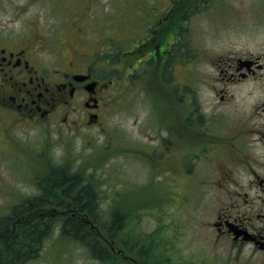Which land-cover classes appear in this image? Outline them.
Masks as SVG:
<instances>
[{
	"label": "flooded vegetation",
	"instance_id": "flooded-vegetation-1",
	"mask_svg": "<svg viewBox=\"0 0 264 264\" xmlns=\"http://www.w3.org/2000/svg\"><path fill=\"white\" fill-rule=\"evenodd\" d=\"M229 2L231 0H206L217 13V28L227 24L223 16L229 14L224 12ZM157 3L158 6H150L151 10L149 7L150 11L142 19L129 24L127 31L143 36L125 48L122 58L119 56L122 64L111 68H105L106 60L96 65L98 57L93 53L84 54L79 46H71L70 50L59 44L54 48L40 35L0 34V114H19L34 119L58 116L64 111L62 121L70 117L74 123L86 127L99 125L100 116L108 102L116 97L114 91L122 79L132 75L141 63L146 70V66L158 62L161 72L167 64L182 62V50L179 53L178 47L182 45V32L187 26H183V18L180 21L176 17L178 2L158 0ZM197 15L192 18L197 19ZM228 39L215 35L213 40H219L218 43H213L214 47L205 51L204 56L199 54L193 59L197 62V66L192 65L193 71L197 73H192L194 78L197 75V80L191 88L192 102L185 117L197 143L189 153L191 167L185 172L195 175L197 188H201V193H196L200 201L210 186L220 191L213 208L214 218L207 224L209 235L182 241L176 230L172 236L156 238L158 246L154 247L153 238L148 237L142 251L143 264L152 263V251L153 262L158 259V264H264V36L258 37L252 48L237 46L221 52L216 49L225 48L222 44ZM65 49L70 51L66 52L68 58L62 60L60 51ZM44 51L49 52L44 54ZM198 60L202 64L205 62L210 70L198 69ZM244 85L248 88L246 92L236 94L233 90ZM240 93L247 106L245 110L236 104L240 103L237 99ZM177 128L165 130L157 141L165 151L159 157L164 162H168L167 157L165 159L167 150L174 153L178 163L175 175L180 185L183 168L180 169L179 164L184 153L182 132ZM149 136L152 138L151 134ZM144 140L149 143L151 139ZM199 140L201 145H198ZM148 148L146 144L145 149ZM54 167L50 165L51 169ZM60 168L69 174L68 167L62 165ZM42 178H35V190L26 198L35 200L40 195V186L45 188ZM56 197L57 202L43 200L26 207L33 213L31 218L64 216L74 209L80 210L60 191ZM37 210L43 214L39 211L38 214ZM54 221L57 225L61 223L57 218Z\"/></svg>",
	"mask_w": 264,
	"mask_h": 264
},
{
	"label": "rangeland",
	"instance_id": "rangeland-1",
	"mask_svg": "<svg viewBox=\"0 0 264 264\" xmlns=\"http://www.w3.org/2000/svg\"><path fill=\"white\" fill-rule=\"evenodd\" d=\"M88 1L94 3L88 4ZM149 1L0 0V34L8 36L25 35L26 37L41 34L54 48H58L59 44L68 47V49L72 48L71 46H79L84 54H88L91 48L97 47L101 41V36L108 35L115 39L118 38L116 41L113 40L115 48L125 49L138 38V35L127 31L129 24L133 21H126L124 18H139L151 6V4H147ZM95 3L98 4L94 5ZM177 6L179 12L176 17H179L178 20L180 21L183 18L182 24L187 26L182 32L180 40L182 45L178 47L179 53L182 50L181 64H177V61L174 62V65L172 63L167 64L168 61L166 63L167 68H163L160 76H158L156 69L160 66L158 62H156L157 64L152 63L153 66H146V70L141 63V66L135 68L132 75L122 79L119 87L114 91L117 94L116 97L109 101L111 104L109 110L116 106L117 98L125 97L122 90L129 92L126 93L129 95L134 93L135 99L132 104L124 103L120 109L106 114L101 122L102 128L101 126L87 128L80 123H74L70 117H67L66 121H62L64 111L60 112L58 116L50 115L49 118L38 117L34 120H28L17 114L15 120L4 116V120L0 121L6 126L5 130L0 128L2 131V133L0 132V153L7 152L6 156H8L0 159V177L13 175L16 179L21 180L31 177L37 171V168L29 167L30 161H25L21 155L8 154L9 147L17 146L9 143L7 148V141L12 142L7 137L8 132L15 134L17 141L21 144L35 145L36 142L42 141L40 147L43 161H46L48 157L50 162L55 163H60L65 159L71 160L69 168L72 171L83 168L82 174L92 177L93 184L100 194V196L97 195V208L101 211L99 213H103V216L106 217L110 213L109 211L125 214L123 216L125 226L121 231V237L117 235L118 241L112 242L113 245L121 246L124 249L121 254H114L119 264H134V262L125 261L127 255L135 259L138 264H140L139 261L143 263L144 252L137 253L136 249L144 247V242L148 241L144 234L150 236L155 231L154 235L150 237L158 238L157 227L162 224L169 235L172 234L174 227L175 231L177 230V236L183 238L182 241L188 237H207L209 235L207 224L214 218L215 209L213 208L220 191L216 187L210 186L209 189L205 190L204 199L202 194L201 201L197 203L190 199L179 207L168 206L169 202L177 200V196L171 192L172 188L167 185L160 186L152 179L144 181L146 171H151L147 170L146 165L148 163L158 164L155 162L158 158L154 157L155 160H147L146 153L138 151L136 147H130L132 151L130 154L134 157H127L122 154L116 156L114 150L117 148L112 142L121 143L122 146L119 148L133 141L136 146L142 147L143 140L137 136V133L147 140H154L162 131L169 129L174 131L177 126L187 125L189 122L182 121V117L184 111L186 113L190 111L189 105L192 102L190 92L192 85H195V80H197V75L195 79L192 73L194 67L197 66V62L194 63L193 59L199 57V54L204 56L205 51L211 50L218 43L219 40H213L215 35H219V39L229 37L222 44L225 48L216 47L220 52L227 48H237V46L244 49L246 47L252 48L258 37L264 36V0H231L226 4L228 8L224 11L229 14L223 16L227 24L218 28L217 13L212 11L206 0H184L178 2ZM150 10L146 11L145 15ZM108 12H110L112 19L105 22L104 15ZM196 13L198 14L197 19L192 18ZM114 20L118 21V24H114ZM88 34L91 41L82 46L78 38ZM164 36L161 37L162 41H165ZM110 42L111 40L108 39L105 40V43L101 42L105 47L101 52L109 53L108 64L116 65L122 60H118L119 55H114V51L112 54L109 51L110 48L107 43ZM213 43L215 44L212 45ZM68 49L60 51L62 60L63 57L64 59L68 58L66 52L71 50ZM48 52L44 51V54ZM104 54L100 59L106 60ZM198 63V69L210 70V67L204 65L205 62L202 64L201 60H198ZM195 73L197 72L195 71ZM174 76L177 78L175 79ZM233 90L237 94L246 92L248 88L244 85ZM203 96H206V91H203ZM237 99L240 100V103L237 102L236 104L241 106V110H245L247 106L243 93H240ZM177 101L181 102L182 105L176 104ZM114 129L116 130L112 133L114 138L112 141L110 132ZM149 134L153 138H150ZM49 138L56 139L57 142L48 145ZM192 141L190 137L189 144L182 153L191 152ZM185 143L184 140V145ZM69 144H71L69 149L72 150L73 156L64 154V149ZM99 147H104L107 153L102 154L104 150L99 149ZM17 148L21 149L20 146ZM93 148H95L94 152ZM121 152H125V150ZM170 152L171 149L166 151L165 159L167 157L168 168L172 170L173 174L176 173L177 169L175 168L178 163H176L174 153L171 154ZM163 154L165 151L161 150L160 155ZM188 163L189 160L182 156L179 168H184ZM172 174L167 179H177ZM33 178L19 182V188L16 189L18 196L25 197L33 193L35 190L33 186L35 179ZM190 180L189 182H191ZM199 180L202 181V177ZM9 191L12 190L9 189ZM117 191L121 193L122 200L129 199L131 204L136 206L145 203L149 207H142L138 212L132 211L127 206L120 209L113 200ZM1 196L7 198L8 201L13 198L2 193ZM8 201L0 198V214L7 213L8 209L5 210V205L9 203ZM164 206L166 210L159 216L160 207ZM172 215L176 218L177 225L171 226L174 224L170 218ZM163 225L162 227H164ZM167 226L171 227L168 228ZM48 228V233L39 240L38 244L33 246L34 248L32 247L35 250L31 255L29 254L23 264H97L88 250L79 242L60 238L59 229L52 231L50 227ZM164 234V229H162L161 235ZM131 235L139 236L144 241L130 244L127 239ZM104 238L112 241V237L104 234L102 238H99L109 248ZM151 241L154 242L153 239ZM129 247L134 248V251L126 250ZM153 256L151 264H158V259L153 262Z\"/></svg>",
	"mask_w": 264,
	"mask_h": 264
},
{
	"label": "trees",
	"instance_id": "trees-1",
	"mask_svg": "<svg viewBox=\"0 0 264 264\" xmlns=\"http://www.w3.org/2000/svg\"><path fill=\"white\" fill-rule=\"evenodd\" d=\"M51 171L50 173L49 170L45 174L46 177L42 178L41 182L44 183L45 188L40 186L41 193L35 200L29 199L22 205L11 208L9 212L0 217V254L4 253L3 257L0 258L2 264L6 262L11 264L22 263L27 257L24 253L25 245L39 243V240L48 233V227L54 224L53 221L56 217L45 219L42 216H35L25 220L26 217L23 214L30 210L26 207L34 203H41L43 200L57 202L56 196L62 187L63 190L60 191V194L69 196L74 205L80 208L78 211L86 215L95 225V229L91 230L88 225L75 217L58 216L57 222H61L60 237L79 242L88 250L97 264H118L114 254L100 241L98 230L108 237L113 238L117 235L121 237L122 228L125 226L123 214L109 211L110 213L106 217L103 216V213H99L101 211L97 208V193L91 176L82 178L79 172L70 173L68 171L69 174H67L61 168L56 167ZM58 172H60L59 175H57ZM13 222L15 226L12 225ZM127 241L136 243V239L132 235L128 237ZM143 250L144 247L140 248L138 253H142ZM152 254L153 251L150 254L151 258Z\"/></svg>",
	"mask_w": 264,
	"mask_h": 264
},
{
	"label": "bare ground",
	"instance_id": "bare-ground-1",
	"mask_svg": "<svg viewBox=\"0 0 264 264\" xmlns=\"http://www.w3.org/2000/svg\"><path fill=\"white\" fill-rule=\"evenodd\" d=\"M66 185H67V184H66ZM61 190H62V189H61ZM61 190H60V191H61ZM52 194H53V193H52ZM63 195H64V194H63ZM63 201H64V199H63ZM94 224H95V223H94ZM33 242H34V241H33ZM100 256H101V255H100Z\"/></svg>",
	"mask_w": 264,
	"mask_h": 264
}]
</instances>
